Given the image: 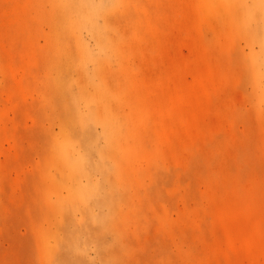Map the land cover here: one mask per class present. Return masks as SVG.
<instances>
[{
    "label": "rangeland",
    "instance_id": "1",
    "mask_svg": "<svg viewBox=\"0 0 264 264\" xmlns=\"http://www.w3.org/2000/svg\"><path fill=\"white\" fill-rule=\"evenodd\" d=\"M0 264H264V0H0Z\"/></svg>",
    "mask_w": 264,
    "mask_h": 264
},
{
    "label": "bare ground",
    "instance_id": "2",
    "mask_svg": "<svg viewBox=\"0 0 264 264\" xmlns=\"http://www.w3.org/2000/svg\"><path fill=\"white\" fill-rule=\"evenodd\" d=\"M57 245H59L58 248H63V247L67 248V247H69V244L66 243L65 240L64 241H60L59 244H57ZM67 250H69V249H67Z\"/></svg>",
    "mask_w": 264,
    "mask_h": 264
}]
</instances>
